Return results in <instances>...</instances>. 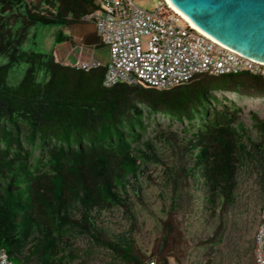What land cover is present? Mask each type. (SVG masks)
I'll list each match as a JSON object with an SVG mask.
<instances>
[{
	"label": "trees",
	"instance_id": "1",
	"mask_svg": "<svg viewBox=\"0 0 264 264\" xmlns=\"http://www.w3.org/2000/svg\"><path fill=\"white\" fill-rule=\"evenodd\" d=\"M4 4L31 9L27 0H0ZM30 9V25L67 23L59 10ZM12 29V35L0 34V55L7 58L0 64V246L14 264H29L32 254L38 264H65L57 257L59 238L75 227H93L91 207L124 202L116 188L139 170L143 155L131 143L150 124L148 114L186 118L190 128L199 116L193 133L199 145L195 167L213 191L231 194L238 158L237 145L227 135L237 109L228 104H222L223 110L209 107L208 99L217 102L215 96L191 88L201 76L166 90L122 83L107 88L102 68L78 70L56 63L52 53L23 49L24 27ZM20 62L26 63L23 75L9 85L10 69ZM237 77L264 81L244 73L212 76L224 81ZM87 81L90 90L83 92ZM137 128L139 133L134 132ZM75 204L83 209L84 226L70 220ZM124 250L131 258L128 246Z\"/></svg>",
	"mask_w": 264,
	"mask_h": 264
},
{
	"label": "rangeland",
	"instance_id": "2",
	"mask_svg": "<svg viewBox=\"0 0 264 264\" xmlns=\"http://www.w3.org/2000/svg\"><path fill=\"white\" fill-rule=\"evenodd\" d=\"M93 1L33 0L31 9L4 4L0 6V34L12 35L14 26H22L23 49L52 53L60 43L62 24L38 21L30 25L27 14L28 9L47 13L54 8L68 23L64 25H77L88 34L95 56L106 63L108 50L100 43L93 21H82ZM158 1L133 3L149 11ZM6 61L0 55V64ZM25 68V62L15 64L8 84L16 85ZM84 84L83 92H88V81ZM191 88H203L215 96L218 103L209 98V107L221 109L222 104H228L237 109L227 135L237 145L238 158L231 194L213 191L195 167L199 145L193 133L199 126V116H194V127L190 128L189 119L148 114L150 124L139 141L131 143V148H138L137 154L143 155L138 159L139 170L135 176L125 178L123 187L116 188L124 202L106 209L91 207L93 227L83 231L75 227L59 238L57 257H63L65 264H138L149 258L161 264H254V234L264 203V81L247 77L224 81L201 76ZM82 210L75 204L69 216L84 226ZM127 246L131 258L126 257ZM29 258V264H38L36 255Z\"/></svg>",
	"mask_w": 264,
	"mask_h": 264
},
{
	"label": "built area",
	"instance_id": "3",
	"mask_svg": "<svg viewBox=\"0 0 264 264\" xmlns=\"http://www.w3.org/2000/svg\"><path fill=\"white\" fill-rule=\"evenodd\" d=\"M30 3L33 0H27ZM82 21H93L96 35L108 50V61L77 58L78 70L102 68V85L142 84L166 90L202 75L250 73L264 79V65L225 48L187 21L167 0L149 11L133 0H95ZM53 14L54 8H49ZM0 264H14L0 246ZM141 264H161L155 259ZM254 264H264V203L254 234Z\"/></svg>",
	"mask_w": 264,
	"mask_h": 264
},
{
	"label": "water",
	"instance_id": "4",
	"mask_svg": "<svg viewBox=\"0 0 264 264\" xmlns=\"http://www.w3.org/2000/svg\"><path fill=\"white\" fill-rule=\"evenodd\" d=\"M198 30L264 65V0H168Z\"/></svg>",
	"mask_w": 264,
	"mask_h": 264
},
{
	"label": "crops",
	"instance_id": "5",
	"mask_svg": "<svg viewBox=\"0 0 264 264\" xmlns=\"http://www.w3.org/2000/svg\"><path fill=\"white\" fill-rule=\"evenodd\" d=\"M59 37L60 43L53 49L52 54L64 64L74 62L77 58L98 59L94 49L88 44V34L82 33L77 25L75 27L74 24L62 25Z\"/></svg>",
	"mask_w": 264,
	"mask_h": 264
},
{
	"label": "clouds",
	"instance_id": "6",
	"mask_svg": "<svg viewBox=\"0 0 264 264\" xmlns=\"http://www.w3.org/2000/svg\"><path fill=\"white\" fill-rule=\"evenodd\" d=\"M54 58H55V56H54ZM55 59H56V58H55ZM70 63H71V62H70ZM70 63H65V64H64V63L62 62V64H64V65H68V66H70V65H69ZM70 67H71V66H70ZM240 74H242V73H240ZM244 74H250V73H244ZM250 75H252V74H250ZM253 76H254V75H253ZM255 77H256V76H255ZM259 78H260V77H259ZM261 79H262V78H261ZM263 80H264V79H263ZM231 126H232V125H231ZM229 140H231V139L229 138ZM260 210H261V209H260ZM6 253H7V252H6Z\"/></svg>",
	"mask_w": 264,
	"mask_h": 264
},
{
	"label": "bare ground",
	"instance_id": "7",
	"mask_svg": "<svg viewBox=\"0 0 264 264\" xmlns=\"http://www.w3.org/2000/svg\"><path fill=\"white\" fill-rule=\"evenodd\" d=\"M167 2H168V0H167ZM169 3V2H168ZM170 4V3H169ZM170 6H172L171 4H170ZM173 7V6H172ZM174 8V7H173ZM175 9V8H174ZM180 13V12H179ZM181 14V13H180ZM182 15V17H184L187 21H189L183 14H181Z\"/></svg>",
	"mask_w": 264,
	"mask_h": 264
}]
</instances>
